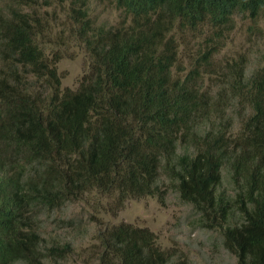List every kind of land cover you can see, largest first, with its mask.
Listing matches in <instances>:
<instances>
[{
  "label": "trees",
  "instance_id": "1",
  "mask_svg": "<svg viewBox=\"0 0 264 264\" xmlns=\"http://www.w3.org/2000/svg\"><path fill=\"white\" fill-rule=\"evenodd\" d=\"M1 1L0 264L64 258L68 245L41 243L40 216L90 189L122 201L162 200L168 188L198 225L220 232L236 264H264V68L228 85L247 107L236 133L202 86L216 39L236 15L262 14L264 0H111L128 16L117 27L95 24L87 0H70L91 56L75 89L44 55L35 0ZM176 32L211 43L183 76L173 71ZM97 240V264H190L147 227L119 222Z\"/></svg>",
  "mask_w": 264,
  "mask_h": 264
},
{
  "label": "rangeland",
  "instance_id": "2",
  "mask_svg": "<svg viewBox=\"0 0 264 264\" xmlns=\"http://www.w3.org/2000/svg\"><path fill=\"white\" fill-rule=\"evenodd\" d=\"M86 6L97 25L117 27L128 22L126 13L111 0H87ZM70 7V0L33 3L44 55L54 61L61 86L75 89L89 71L91 56L77 36ZM0 10H6L1 0ZM204 35L175 33L178 57L174 72L183 76L193 67V59L211 44ZM216 40L217 48L208 56L202 73V86L213 105L222 107V126L236 133L247 107L232 100L228 85L241 73L248 76L264 68V12L257 17L236 15L231 28ZM228 186L224 178L222 187ZM196 218L191 206L168 188L162 200L146 195L122 201L115 192L90 189L77 199L44 212L39 220L42 244L70 247V252L54 264H97L98 231L119 222L147 227L155 234L157 245L173 253V258L185 259L190 264H236L235 257L223 247L220 232L201 227Z\"/></svg>",
  "mask_w": 264,
  "mask_h": 264
}]
</instances>
